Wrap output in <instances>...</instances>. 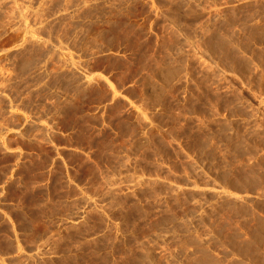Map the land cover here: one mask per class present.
Here are the masks:
<instances>
[{
    "label": "rangeland",
    "instance_id": "obj_1",
    "mask_svg": "<svg viewBox=\"0 0 264 264\" xmlns=\"http://www.w3.org/2000/svg\"><path fill=\"white\" fill-rule=\"evenodd\" d=\"M27 125L74 199L0 264H264V0H0V151Z\"/></svg>",
    "mask_w": 264,
    "mask_h": 264
},
{
    "label": "crops",
    "instance_id": "obj_2",
    "mask_svg": "<svg viewBox=\"0 0 264 264\" xmlns=\"http://www.w3.org/2000/svg\"><path fill=\"white\" fill-rule=\"evenodd\" d=\"M34 117V115H31ZM29 126L35 121L26 119ZM20 127L17 135H9L0 151L1 156L14 155L7 163L6 175L0 179V215L7 224L9 232L2 234L10 248L18 244L27 245V241H17L14 231H33L41 222H47L40 215L52 213L59 203L73 201L74 197L57 194L58 183L65 189H74L73 164L68 159L59 157V148L77 151L74 144L58 145L51 139L52 134L71 133L73 130H58L52 127ZM38 125V124H37ZM41 130L44 136L36 135ZM16 140V141H14ZM76 149V150H75ZM84 155V149L79 153ZM62 166L61 178H58V167ZM77 186V197H80ZM20 215V216H19ZM46 219V220H45ZM44 220V221H42Z\"/></svg>",
    "mask_w": 264,
    "mask_h": 264
}]
</instances>
